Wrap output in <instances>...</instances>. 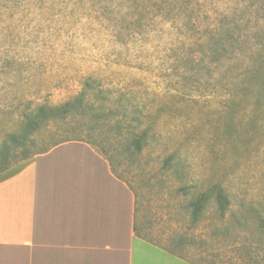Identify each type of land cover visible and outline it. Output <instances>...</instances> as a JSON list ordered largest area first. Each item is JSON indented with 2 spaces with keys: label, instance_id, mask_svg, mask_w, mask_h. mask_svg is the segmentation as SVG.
I'll return each instance as SVG.
<instances>
[{
  "label": "rangeland",
  "instance_id": "rangeland-1",
  "mask_svg": "<svg viewBox=\"0 0 264 264\" xmlns=\"http://www.w3.org/2000/svg\"><path fill=\"white\" fill-rule=\"evenodd\" d=\"M15 1L0 2V168L57 142L88 140L136 192L140 235L200 264L247 257L233 251L235 239L252 248L263 242L255 217L241 209L251 190L264 199V128L251 132L247 117L250 93L262 96V86L223 101L241 61L230 49L217 60L204 25L225 15L222 39L242 36L236 47L264 59V0H178L194 7L187 18L171 0L67 2L49 16ZM82 89L92 107L82 118L48 121L39 113ZM117 115L147 131L141 154L124 149ZM32 118L39 121L33 131ZM217 185L231 210L221 217L211 197L192 220L190 204Z\"/></svg>",
  "mask_w": 264,
  "mask_h": 264
},
{
  "label": "crops",
  "instance_id": "crops-1",
  "mask_svg": "<svg viewBox=\"0 0 264 264\" xmlns=\"http://www.w3.org/2000/svg\"><path fill=\"white\" fill-rule=\"evenodd\" d=\"M135 197L88 144L0 173V264H193L135 235Z\"/></svg>",
  "mask_w": 264,
  "mask_h": 264
},
{
  "label": "trees",
  "instance_id": "trees-1",
  "mask_svg": "<svg viewBox=\"0 0 264 264\" xmlns=\"http://www.w3.org/2000/svg\"><path fill=\"white\" fill-rule=\"evenodd\" d=\"M87 0H16L14 5L21 6L23 9L25 8L27 11L31 10V7H35V9L40 10V13H44V11H48L44 16H49L50 12L53 10V8L58 7L62 8L63 5H66L67 2L72 3H85ZM102 1V0H101ZM152 2L158 1V0H150ZM174 3H178V0H171ZM2 2V5H6L12 0H0ZM113 4L117 3V0H103V4ZM183 9H185V15L181 18H185L187 16V11L189 13H192L195 11L194 7L190 5L191 3H188V5L184 6L180 3H178ZM186 7V8H185ZM163 15H161V18ZM219 16V17H218ZM215 16L212 21L206 23L204 26L205 30V38L208 41L209 45H213L214 51L216 52V55L218 56L216 59H219V56L223 53H226L230 49V53H234L237 55L235 58L236 61H241V68L238 74L231 77V79H226L225 77L223 79L227 80V83L229 86H231L230 92H225L223 95V101H237L239 98V94L242 91H247L254 89L257 85V81L260 82L262 86V96L255 95L252 91L251 97L252 100L250 102L251 108L247 113L249 126L251 132H253L257 124L264 128V112L262 113V116L259 115L260 109H264V59L261 58L260 60L254 53H251L250 55H246L245 52H242L243 47L240 46L239 48L236 47V45H240L242 43V36L237 35L235 38L231 39V41H227L226 37L222 39L223 33L226 31L225 22L224 19L226 18L225 15ZM156 17V15H155ZM187 18V17H186ZM190 23L195 24V17L190 21ZM201 24V23H200ZM199 24V25H200ZM184 27H187V24H184ZM261 44H264V40H260ZM212 50V49H211ZM256 57V58H255ZM262 60V61H261ZM220 67V65H219ZM220 70V69H219ZM86 93L82 89L77 96L74 98L53 107H47L44 105L39 106L38 111L41 114H45L44 118L46 120H60V119H67L68 117H74L75 118H82L86 115L87 109H91L90 103L86 99ZM262 109V110H263ZM118 110V108H117ZM127 111V109H126ZM126 111H124L125 114ZM127 115H120L118 117L117 115V122L115 123L117 130L119 132V136L122 139V143L125 150L135 152L137 154H141L146 147L147 140H148V133L146 130L140 132L139 130L135 131L133 129V120L128 119L126 117ZM96 122L100 123L101 120H99L100 117H98L95 114ZM95 119H91V124ZM47 121V122H48ZM37 121L35 118H32L28 122V126L30 130H36L39 128V125H37ZM39 124V123H38ZM86 125L87 128H89L92 132L96 131V126L98 125ZM92 136V135H91ZM73 141V140H70ZM75 141H80L88 144L98 155H100L104 160L107 161L109 168L111 170V173L117 177V179L123 181L133 192V195L135 197V221L133 230L135 232V235H139L138 226L136 223L137 220V213L138 210L141 208V204L139 201V198L136 194V192L131 188V186L123 180L121 177L118 176L116 170H114V165L109 157L104 158V155L106 152L102 151V154H100V151L88 140L78 139ZM66 142V141H65ZM64 142H57L56 144H53L50 147L56 146L58 144H61ZM49 147V148H50ZM46 151V150H44ZM43 152V151H42ZM35 155V154H34ZM29 159V158H28ZM27 160V159H26ZM254 157L250 160L251 163H253ZM24 161V160H23ZM263 163H264V144H263ZM10 167L3 166L0 168V173L4 172L5 170L9 169ZM251 197L247 199L242 205L241 209L246 212L250 217H255L253 220L257 222L258 230L261 234L264 235V206L262 207V202H264V199L258 198L255 194L256 192L254 190L250 191ZM211 197H214L216 205H217V211L220 214L221 217H224L228 211L231 210V203L228 200L227 193L221 186H214L211 190L201 193L199 197L190 204V210H191V216L192 220L197 221L199 217L201 216L203 210L207 206L208 202L211 201ZM264 198V195L262 196ZM263 208V209H262ZM256 219V220H255ZM146 240L153 242L158 245L156 241H152L146 238V236H143ZM240 241V242H239ZM233 244V242H232ZM160 245V244H159ZM165 248V247H164ZM167 249V248H165ZM233 251H240L245 250V256H235L229 258L227 261L228 263L225 264H264V240L262 243L258 244V247L252 248L250 245H246L245 241L235 239L234 245L232 246ZM169 252L176 254L175 252L167 249ZM179 255V254H176ZM181 256V255H179ZM182 257V256H181ZM186 259V258H185ZM188 260V259H187ZM193 264H200L195 263L192 260H188ZM223 264V263H222Z\"/></svg>",
  "mask_w": 264,
  "mask_h": 264
}]
</instances>
